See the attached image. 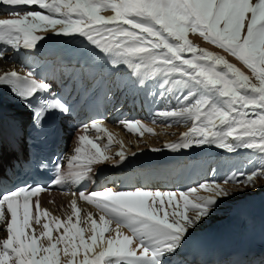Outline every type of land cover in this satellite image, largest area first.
I'll return each mask as SVG.
<instances>
[{"label": "snow or ice", "instance_id": "1", "mask_svg": "<svg viewBox=\"0 0 264 264\" xmlns=\"http://www.w3.org/2000/svg\"><path fill=\"white\" fill-rule=\"evenodd\" d=\"M0 3L11 9V18L0 19V43L11 46L17 54L21 47L36 49L43 37L35 33L41 30L64 36L78 34L109 57L113 70L121 65L131 70L129 75L135 78L131 80L132 87L159 77L158 86L163 90L160 96L172 93L176 106L155 112L153 119L159 116L176 123L191 122V126L177 142L152 151L214 145L228 152L253 150L260 157L259 169L233 173L225 177L223 184L206 181L178 191L143 188L118 191L109 188L90 194L80 191L82 199L95 205L98 221L91 213L82 221L73 199L72 215L66 221L53 216L54 227L49 222L41 224L42 217L47 219L51 215L41 208L42 191L69 178L79 183L93 171L94 165L111 159L106 154L107 145L102 150L88 135H78L80 146L75 148V155L67 158L69 168L75 169L70 175L61 169L63 159L57 158L53 162L55 180L47 186L25 185L0 194V264H191L177 258L181 257L192 231L222 199L233 194L234 189L224 184L244 185L246 188L236 190L255 191L256 177L264 176V0H0ZM20 6H38L48 14L35 10L21 12ZM108 9L113 14H101ZM190 33H198L204 41L234 57L251 75L225 55L198 47L189 39ZM5 55V50L0 49V59ZM25 67L28 71L24 75L17 71L0 74V88H7L29 111L34 128H41L50 113L73 112L74 90L67 83L61 94L34 67L28 64ZM101 123L100 119H94L81 127L84 132L95 129L100 133L106 131L100 127ZM121 123L131 132H139L143 127H137L139 121ZM108 142L111 143L110 134ZM116 155L117 163L126 159L123 151ZM201 190L208 195H200ZM33 197H36L35 213ZM73 216L77 217L75 223ZM89 221L91 235L86 238L80 224ZM60 229L63 231L59 232ZM54 231L59 234L54 236ZM105 233H109L107 238ZM81 255L83 258L78 259Z\"/></svg>", "mask_w": 264, "mask_h": 264}, {"label": "bare ground", "instance_id": "2", "mask_svg": "<svg viewBox=\"0 0 264 264\" xmlns=\"http://www.w3.org/2000/svg\"><path fill=\"white\" fill-rule=\"evenodd\" d=\"M51 2V0H49ZM255 2V0H253ZM30 10L35 11H41L44 14H48L46 10L40 9L38 6L33 7ZM102 15H111L113 14L110 9L108 10H102ZM11 18L10 15H1L0 19H8ZM36 35L42 36L43 39L38 42V44H50V47L55 46V43L59 37H62L64 35H56L51 30L48 31H38L35 33ZM75 36V39H86L84 37L79 36L78 34H73ZM189 39L193 41L198 47L206 48L210 51L217 52L219 54L225 55L227 59H229L230 62L235 63L237 67H240L242 71H244L246 74L251 75L250 71L238 60H236L234 57L227 56L226 53L223 52L222 49L216 48L214 45L204 41L201 37H199V34H189ZM1 44V43H0ZM0 49L5 50V57L7 59L5 60V57L3 59H0V74H3L5 71H7L12 65L17 66L19 70L28 71V68L25 67L26 64L31 65V67H34L36 71H44L47 70L50 75H53V72L58 68V66L50 60L42 61L39 57L38 52L41 50V48L37 45V48L34 50H25L21 47L19 54L15 52V50L11 49V46L5 45L4 47L0 46ZM42 55V53H41ZM160 78L157 79V86L159 85ZM159 94L161 91H163L159 86ZM175 92V90H174ZM158 93H155L157 96ZM178 94V93H177ZM130 93L128 92V96ZM173 97L172 93H169L164 97V102H169V99ZM159 98H162L159 96ZM175 100V99H174ZM160 102V100L158 101ZM157 102V103H158ZM175 103L172 104V109H175ZM160 105L159 104V110L160 111ZM166 104H164L165 106ZM164 110V109H163ZM137 118L140 119L139 124L137 125L138 128H140V125L143 127L140 128L139 132H131L127 130L126 125L121 123L120 120L112 117L109 121V123L103 125L101 124L100 127L102 129L112 130V128H116V132L111 135V143L105 141V140H97L95 135H91L90 138L94 141L98 142L101 146V149H105V145H107V151L106 154L111 157V159L105 163L97 164L93 166V171L89 173L87 177H84L79 183H76L74 181L69 182L68 179L65 180L63 183L60 184L61 188L63 189V193H60L59 191H50L49 193H46L47 201L46 203L50 205L52 210L54 211H60L55 213L54 216L59 217L61 220L66 221L67 216H63L60 210L61 205H58V203L62 202V205H66L64 207L65 211H68L69 206V193L71 192L72 188H79L84 183L89 182L90 180H99L102 172L104 169L108 167L109 164L114 163L117 161L118 157L116 155L117 148L121 147L125 149V145L128 146L131 150H136L140 148L145 147H157L162 148L165 144L171 143L175 141L181 134L188 132L189 127L191 126V122L188 124L185 123H176L173 120H165L159 116H156L155 119H153V116H147L143 113H139L137 115ZM123 120V118H122ZM198 123V122H197ZM109 127V128H108ZM148 129H151L152 131L149 132ZM77 146H80L77 144L74 147L73 155H75V148ZM206 146V145H202ZM85 148L90 147L85 145ZM223 154V159L221 161V169L222 172L225 167L230 168L232 165L235 164V167L233 171H236L235 173H238L240 171H247L251 172L254 168L259 169V161L260 157L253 151L248 149H237L235 152H228L226 149H221L215 146L214 155L212 154L211 158L213 159L215 156ZM7 161L1 163L0 165V173L3 170V166H5V169L7 168V165L10 163V168H13V165L11 164V161L14 158V155H7ZM230 157V159H229ZM0 156V161H1ZM15 160V159H14ZM210 161V160H209ZM252 161L251 163H249ZM243 162L246 163V166H242ZM212 165V164H211ZM251 165V167H249ZM6 170H4L5 172ZM75 171V169H73ZM3 172V176H4ZM205 175L201 176L197 181L195 180H186L184 185L174 186L171 191H178V190H186L189 187H196L199 183L205 182ZM223 184V183H222ZM224 186L234 189L233 194L230 195L227 198L222 199L218 206L215 207V209L212 211V214L203 222L201 223L195 230L192 231L191 235L189 236V239H192L196 237V233L198 230H204L206 227L212 226L214 223H226L230 219L233 220V222H245L246 225L249 227L250 231L246 234L248 238H252L256 231L258 230V223L256 220H251L254 211L256 210L257 206L264 202V176L262 179L259 177H256L255 179V188L256 190L253 191L251 188H247V190H236L238 188H246L244 185H228L224 184ZM112 189L113 191H118L119 189L107 184L104 188H98L97 190H106V189ZM149 190H153V188H148ZM134 190V189H129ZM86 194H88V190L85 191ZM200 195H208V193L204 192L203 190L200 191ZM80 197V196H79ZM81 198V197H80ZM84 201V205H87L89 208L93 209L94 211H97L94 204H89L86 200L82 199ZM90 212L83 209L82 219L85 220L87 218V214ZM162 214V213H161ZM69 215V214H67ZM99 215V213H98ZM92 217L97 220L95 213L92 214ZM52 226L54 227V221H52V218H49L47 220ZM73 222V221H72ZM74 223V222H73ZM43 224V223H42ZM90 225L91 222L89 221L87 224L83 223L80 224V227L84 228L87 235L85 237H89L91 235L90 231ZM114 227V226H113ZM40 229L38 228V231ZM63 229H60L59 232H62ZM59 232L54 231L53 235L56 236L59 234ZM125 234L127 233V230H124ZM109 233H105V237L107 238ZM111 235H115L114 232L111 233ZM46 243V240L43 241ZM90 242V241H89ZM62 249V245L60 246ZM96 251H100V248H97ZM59 256L61 260L63 261V252L61 251L59 253ZM82 255L78 257V259H82ZM181 259V257L177 258Z\"/></svg>", "mask_w": 264, "mask_h": 264}, {"label": "rangeland", "instance_id": "3", "mask_svg": "<svg viewBox=\"0 0 264 264\" xmlns=\"http://www.w3.org/2000/svg\"><path fill=\"white\" fill-rule=\"evenodd\" d=\"M2 175V173L0 174V176ZM259 177V176H258ZM263 176H260V179H262ZM222 182H224V180H222ZM230 184V183H229Z\"/></svg>", "mask_w": 264, "mask_h": 264}]
</instances>
